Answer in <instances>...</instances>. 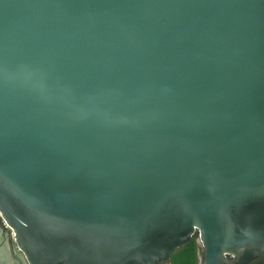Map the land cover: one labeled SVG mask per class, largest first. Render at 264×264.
<instances>
[{
	"label": "water",
	"instance_id": "water-1",
	"mask_svg": "<svg viewBox=\"0 0 264 264\" xmlns=\"http://www.w3.org/2000/svg\"><path fill=\"white\" fill-rule=\"evenodd\" d=\"M0 215L29 264L264 259V0H0Z\"/></svg>",
	"mask_w": 264,
	"mask_h": 264
},
{
	"label": "flooded vegetation",
	"instance_id": "flooded-vegetation-1",
	"mask_svg": "<svg viewBox=\"0 0 264 264\" xmlns=\"http://www.w3.org/2000/svg\"><path fill=\"white\" fill-rule=\"evenodd\" d=\"M0 264H29L25 253L21 250L18 245L13 240L12 229L7 225L4 219L0 215ZM192 238L195 239L196 244V256L197 264H200V258L202 257V248L199 245V241L194 234ZM199 248L201 249L199 253ZM175 250L170 254L167 259L160 260L155 264H173V254ZM61 262H56L55 264H60ZM248 264H264V259L257 258L252 260Z\"/></svg>",
	"mask_w": 264,
	"mask_h": 264
},
{
	"label": "trees",
	"instance_id": "trees-1",
	"mask_svg": "<svg viewBox=\"0 0 264 264\" xmlns=\"http://www.w3.org/2000/svg\"><path fill=\"white\" fill-rule=\"evenodd\" d=\"M173 257V264H197L195 239L191 238Z\"/></svg>",
	"mask_w": 264,
	"mask_h": 264
},
{
	"label": "rangeland",
	"instance_id": "rangeland-1",
	"mask_svg": "<svg viewBox=\"0 0 264 264\" xmlns=\"http://www.w3.org/2000/svg\"><path fill=\"white\" fill-rule=\"evenodd\" d=\"M195 235H196V238H197V240H198L197 234H195ZM184 245H185V244H183V245L177 247L176 249H174L175 252H174V254H173V257L179 252L178 250H180ZM199 245H200V243H199ZM200 251H201V249L199 248V253H200ZM200 254H201V253H200Z\"/></svg>",
	"mask_w": 264,
	"mask_h": 264
},
{
	"label": "bare ground",
	"instance_id": "bare-ground-1",
	"mask_svg": "<svg viewBox=\"0 0 264 264\" xmlns=\"http://www.w3.org/2000/svg\"><path fill=\"white\" fill-rule=\"evenodd\" d=\"M0 233H1V231H0ZM1 242V241H0Z\"/></svg>",
	"mask_w": 264,
	"mask_h": 264
}]
</instances>
